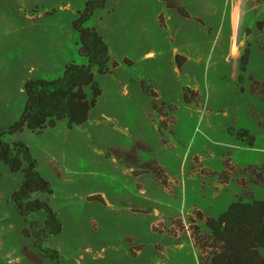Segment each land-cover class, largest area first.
Instances as JSON below:
<instances>
[{"label":"rangeland","instance_id":"1","mask_svg":"<svg viewBox=\"0 0 264 264\" xmlns=\"http://www.w3.org/2000/svg\"><path fill=\"white\" fill-rule=\"evenodd\" d=\"M87 1L0 0V129L28 81L85 63L72 24ZM88 25L112 56L88 121L6 140L31 149L52 187L38 198L62 232L44 249L61 264H211L222 244L206 222L264 201V0H108ZM22 182L0 161V264H55L23 235L46 214L19 215Z\"/></svg>","mask_w":264,"mask_h":264},{"label":"trees","instance_id":"2","mask_svg":"<svg viewBox=\"0 0 264 264\" xmlns=\"http://www.w3.org/2000/svg\"><path fill=\"white\" fill-rule=\"evenodd\" d=\"M108 0H88L83 9L77 11L73 29L78 37V54L85 63H68L62 74L54 79L30 80L25 84L26 103L18 121L0 129V161L14 174L22 173L20 189L12 196L16 211L24 218L44 212L43 224L31 223V230L23 235L33 238L35 249L42 258H51L61 264L59 252L44 249V244L62 232V224L56 212L40 194H53L50 183L42 176L38 161L31 149L23 142H7V138L29 129L34 133L55 128L66 120L69 128L84 125L90 112L96 107L102 92L95 82V72L104 75L112 62L107 43L99 32L88 24L96 12L105 8ZM171 5V4H170ZM182 14L185 12L179 9ZM249 50L241 61V68L248 65ZM144 92L148 90L144 86ZM90 90V95L86 91ZM238 139L247 138L251 146L255 141L246 130L237 134ZM213 237L222 244V250L211 259V264H264V201L245 203L237 200L217 219L206 222Z\"/></svg>","mask_w":264,"mask_h":264},{"label":"built area","instance_id":"3","mask_svg":"<svg viewBox=\"0 0 264 264\" xmlns=\"http://www.w3.org/2000/svg\"><path fill=\"white\" fill-rule=\"evenodd\" d=\"M18 262V259H10L9 261H8V264H15V263H17Z\"/></svg>","mask_w":264,"mask_h":264},{"label":"bare ground","instance_id":"4","mask_svg":"<svg viewBox=\"0 0 264 264\" xmlns=\"http://www.w3.org/2000/svg\"><path fill=\"white\" fill-rule=\"evenodd\" d=\"M236 50H237V46L235 45V46L233 47V53H235Z\"/></svg>","mask_w":264,"mask_h":264}]
</instances>
